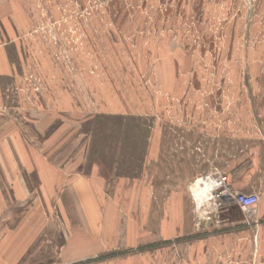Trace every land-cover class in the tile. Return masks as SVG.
<instances>
[{
	"label": "rangeland",
	"instance_id": "374dc122",
	"mask_svg": "<svg viewBox=\"0 0 264 264\" xmlns=\"http://www.w3.org/2000/svg\"><path fill=\"white\" fill-rule=\"evenodd\" d=\"M0 66L15 264H264V0H0Z\"/></svg>",
	"mask_w": 264,
	"mask_h": 264
},
{
	"label": "crops",
	"instance_id": "0c3cea01",
	"mask_svg": "<svg viewBox=\"0 0 264 264\" xmlns=\"http://www.w3.org/2000/svg\"><path fill=\"white\" fill-rule=\"evenodd\" d=\"M6 60H7V58H6V56H4L3 57V61H5V62L2 63L3 65L6 63ZM1 67L4 68V66H0V68ZM13 138L14 137L11 136V135L8 136V139L6 141V143L8 144L7 148L8 149L9 148L10 149L14 148L15 151H17L16 150V145L13 142ZM9 146H12V147H9ZM24 155H27V154L25 153ZM28 167H29V165L25 166V168L27 170L29 169ZM50 167H51V169L54 170V166L51 165ZM57 168H58V166H56L55 170H58ZM44 169L47 170V167L46 168H43V166H41V167L39 166V168H38V166L36 167V170L38 171L39 177L41 176L42 185H44L45 187H47V186L58 187V185H60L59 178L55 179L54 181H52V179H47L45 177L46 173H45ZM61 177H63V176H61ZM82 179L83 178H81V180ZM81 180L72 179V183L70 184V185H72L73 193H74L75 196H78V191L80 190V187L83 188L84 193H88L87 188L96 186L95 183L93 181H91L90 179L84 178L82 181ZM5 202L6 201H5V196H4V193H3V190H2V184H0V214L2 212L6 211V209H7V207L5 205ZM231 214H235V216L237 218V216L239 215V212L235 211V210H231ZM237 220H238V218H237ZM21 224H24V223H21ZM27 225L31 226V223H28V224H26L24 226L22 225L23 228L21 226L16 227L12 232H10L7 235V237L3 240V242L0 243L1 244L0 245V250H6V258L5 259H0V264H15L16 251L17 250H21L26 245L27 241L29 240V237L26 238L25 240H23L22 239L23 235L30 233V232L26 233L27 231H32L29 228L25 229ZM18 229H21V230H18ZM14 256H15V258H14Z\"/></svg>",
	"mask_w": 264,
	"mask_h": 264
},
{
	"label": "built area",
	"instance_id": "2783aa9c",
	"mask_svg": "<svg viewBox=\"0 0 264 264\" xmlns=\"http://www.w3.org/2000/svg\"><path fill=\"white\" fill-rule=\"evenodd\" d=\"M222 184H225L226 178H221ZM213 191L215 188L211 186ZM214 188V189H213ZM259 197L256 194H235L234 204L237 205L240 212L248 217L256 214ZM230 203H228L229 205Z\"/></svg>",
	"mask_w": 264,
	"mask_h": 264
},
{
	"label": "water",
	"instance_id": "95a60500",
	"mask_svg": "<svg viewBox=\"0 0 264 264\" xmlns=\"http://www.w3.org/2000/svg\"><path fill=\"white\" fill-rule=\"evenodd\" d=\"M231 210H234V207H232Z\"/></svg>",
	"mask_w": 264,
	"mask_h": 264
}]
</instances>
